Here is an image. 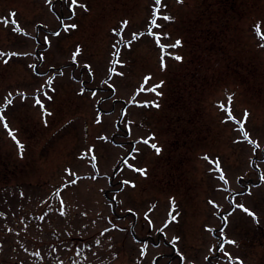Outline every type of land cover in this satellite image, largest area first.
Instances as JSON below:
<instances>
[{
	"label": "rangeland",
	"instance_id": "obj_1",
	"mask_svg": "<svg viewBox=\"0 0 264 264\" xmlns=\"http://www.w3.org/2000/svg\"><path fill=\"white\" fill-rule=\"evenodd\" d=\"M77 2L88 11L77 8L69 19L70 0H53L51 5L45 0H0V20H11L15 12L21 28L17 33L11 24L0 23V51L31 54L14 57L7 65L0 58V106L12 92L15 99L4 116L25 145L21 158L0 123V264H152L154 259L167 264V255L173 257L170 264H179L176 254L185 258L181 264H226L215 249L224 228L220 217L229 212L233 214L225 235L238 247L226 245V251L244 264H264V48L255 34L257 24L264 33V0H162L166 7L160 15H170L174 22L159 20L162 27L153 31L170 36L161 41L164 44L181 40V48L168 51L183 61L166 56L162 70L161 51L147 35L131 49L117 45L124 67L116 64L115 72L123 76L113 74L110 80L114 94L102 83L109 78L113 44L120 39L113 30L127 20L125 42L134 32L146 33L154 0ZM61 21L75 23L76 30L65 33ZM57 31L59 37L53 35ZM77 46L82 55L74 65ZM40 55L43 60L37 59ZM84 63L91 66L92 76ZM29 64L37 65L35 72ZM60 71L64 74L55 76V91L48 92L52 99L41 96L52 113L43 115L33 97ZM146 76L152 77L147 87L163 81L158 89L162 95L141 93L136 103L157 102L158 108L130 103ZM82 87L97 91V97L89 91L79 95ZM17 92L27 99L15 96ZM229 95L237 120H243L245 110L250 113L245 131L259 148L245 141L238 124L224 122L227 115L218 106H228ZM124 109L127 114L122 116ZM97 114L100 124L94 122ZM101 136L106 139H98ZM150 136L155 137L150 143L162 149L159 155L137 143ZM89 148L94 149L97 169L91 167L92 153L79 158ZM133 148L138 154L129 162L146 168V178L121 163ZM204 156L219 159L228 185L216 178L219 173ZM67 169L79 179L66 187L72 179ZM97 170L99 175L91 179ZM125 179L136 187L123 185ZM224 188L227 191L218 190ZM57 191L60 198L53 195ZM61 199L64 216L59 214ZM172 200L179 215L161 233ZM234 203L248 207L259 223ZM150 235L154 243L166 240L171 247H150L141 259L136 240ZM37 251L40 257L34 255Z\"/></svg>",
	"mask_w": 264,
	"mask_h": 264
},
{
	"label": "snow or ice",
	"instance_id": "obj_2",
	"mask_svg": "<svg viewBox=\"0 0 264 264\" xmlns=\"http://www.w3.org/2000/svg\"><path fill=\"white\" fill-rule=\"evenodd\" d=\"M53 2V0H45V3L48 5H51ZM65 3H68V0H65ZM177 3H183V0H177ZM162 7H166L162 4V0H154V7L152 9V14H151V19L148 21V30L146 33H132L131 39L128 40L127 42L124 41L123 36H122V30L128 27L129 22L127 20L123 21L121 24V29L120 30H113V35L114 36H118L120 37V39H118L116 41L115 44H113V57L115 58L114 62H113V67L111 69H109V78L107 80H104L102 83L107 85V87L109 89L112 90V93L114 94L116 89L113 86L112 83H110V80L112 78V75L115 74L117 76H123V72H115V67L116 64H119L120 67H124V65L122 63H120V47H117V45H120L121 47L124 48H128L131 49L132 44L135 43L139 38H141L144 35H147L149 37H152L155 41L156 46L160 49L161 51V56H160V67L162 70H164L166 68V63H165V57H169L177 62H182L183 61V57L176 54L173 55L171 52L168 51L169 48L175 50V49H179L183 46L182 41L177 39L174 43L172 44H164L161 43L162 40H168L170 39V36H168L167 34H159V33H154L153 29H159L162 27V25L160 23H158L159 20H162L164 22H174L173 17H171L170 15H163L161 16V9ZM79 8L82 9L83 11H88V8L86 7L85 4L83 3H78L77 0H70V5H69V11L72 13V16L69 17V19L74 18L75 16V10ZM16 13L15 12H11L10 16L12 17L11 20H9L8 18H4L3 20H0V23H3L5 25V27H7L9 24H11L13 26V31L19 33L21 31V28L17 22V20L15 19L16 17ZM63 27H64V32L67 33L70 30H76L77 25L75 23L72 24H67L64 25L63 21H61ZM255 34L258 37V39L261 41V43L259 44V47L264 48V33H262L261 31V26L259 24H257L255 26ZM25 35H27V33H25ZM53 35L59 37L61 35V33L59 31L53 33ZM44 44L48 45L50 44L49 38L46 35L44 37ZM31 55L30 53H19L16 51H11V52H4V51H0V58H3V63L5 65H7L9 63L10 60H12L14 57L15 58H20L21 56H28ZM82 55V49L77 46L76 49L74 50V52L72 53V59L71 62L72 64H78V57H80ZM38 60H43L44 56L40 55L37 57ZM29 68H31L34 72L36 71L37 65L36 64H29L28 65ZM83 68L85 70L88 71L89 76H92V70H91V66L88 63H84L83 64ZM64 73L63 71H60L58 73L52 74L51 77L46 81V84L48 85V88L45 90L43 88V86L40 89H37V93L38 95L34 96L33 99L35 101V105L39 106L42 110V114L46 115V116H51L52 113L48 112L45 108V105L41 99V96H43L45 99L47 100H51L52 96L48 95V92H54L55 89L52 87L53 81L55 79L56 75H60L62 76ZM152 79V77L150 76H146L144 78V83L141 85L140 88L137 89L136 94L133 95L131 97V101L130 103H136V97L139 96L141 93H145V92H150L155 94L157 97L162 95V92L158 91V89H161L163 87V81H161L160 83H157L155 85H152L151 87H147L149 81ZM81 84H83V81H81ZM85 91H89L90 95L93 98H96L98 95V92L95 90H90V89H85L84 87H82L79 91V95H84ZM15 96L20 97L21 99H27V97L25 96L24 93L21 92H17L15 94ZM111 98V97H110ZM15 99V97L13 96L12 92H9L7 94V96L4 97V104L3 106H0V123H3V127L5 128V130L7 131L9 137L14 141V143L17 145V149L19 154L21 155V158L23 157V153L25 151V145L19 141V139L17 138V134L9 127V124L6 120V117L4 116V112L7 110V108L13 104V100ZM227 101H228V106H225L224 104H220L218 107L220 108L221 111L225 112L227 115V120L224 122H233L234 124H238L239 125V131L243 134L245 141H247L248 144L253 145L254 148H259V144L257 142H254L252 139L249 138V133L247 131H245V124L249 119L250 113L247 112V110H245V112L243 113V120H237L236 117L233 115V111H232V103H233V95H229L227 97ZM97 103H102V101L97 100ZM136 106L138 107H159V104L157 102H152L151 104H149L148 102H144L143 104H139L136 103ZM122 116L127 114V110L124 109L122 110ZM96 124H100L101 121V117L99 114H97V116L95 117V121ZM46 123V121H45ZM133 122L132 121H127V126L129 127V131H130V126ZM98 139L101 140H105L106 137H98ZM155 140V137L150 136L148 138L142 139L140 141H137V143H143L144 145H148L150 148H152L155 153L157 155H159L162 152V149L160 147L157 146V144L155 143H150L151 141ZM236 143H240L241 141L237 140L234 141ZM89 153H92L91 155V160H92V165L91 167L93 169H97V157L94 154V149L93 148H89L87 150L86 153H82L80 155V159H84L86 155H88ZM138 154L137 149L133 148L132 149V153H130L127 157H123L121 158V163L128 169H130L131 171L138 173L141 177H147V172L148 170L146 168H138L135 167L132 163H130V160H135L136 159V155ZM204 160L208 161L210 164H213L214 167L212 169V171H215L217 173H219V175L216 177L219 181H221L225 186L228 185L229 181L226 178L225 172L223 170V168L221 167V162L219 161V159L217 158L216 160H211L208 156H204L202 157ZM120 171H123V168L119 169ZM66 175L70 176L72 179L66 183V187L69 185H75L78 182V177L77 174L75 172H73L71 169H67L66 170ZM99 175V172L97 170V174L90 177L91 179L95 180L97 178V176ZM240 180L243 179V177L239 178ZM260 180L262 183H264V175L260 176ZM121 183L123 185H129L131 188H135L136 184L132 181L129 180H122ZM219 191H227V188L224 189H218ZM250 195V193H247ZM54 196H56L57 198H60L61 193L60 191H57L55 193H53ZM115 199V197H113ZM45 203H47V201H45ZM172 207L168 213V219L166 220V222L163 224V226L159 229V231L161 233H164L165 229H167L169 227V225L171 223L176 222L177 220V216L179 215V212L176 210V206H175V201L172 200L170 201ZM208 203L210 205H212V207L214 209H219V205L216 204L213 200H209ZM153 208L155 207V205L152 206ZM234 207L237 209H240L242 212L246 213L249 217L252 218L253 221H255L256 223H259V219L257 217V215L251 211L248 207H246L243 204L240 203H234ZM64 202L61 199L60 202V215L64 216L65 212H64ZM129 212H132V209H128ZM175 213V214H173ZM232 212H229L227 215L221 216L220 219L223 221L224 224V228H221L220 232H219V237H220V242H219V247L215 250L219 251L220 253L223 254V256L226 258V264H244L243 260H241L239 257H233L231 255V253H229L228 251H226L225 246H235L238 247V244L236 241L229 239L226 237L225 235V228L228 225L229 222V217L232 215ZM41 219H43V217H41ZM145 219H148V216H145ZM149 223V227L153 226V222L151 220L148 221ZM109 229H105V231H108ZM209 231H212V229H208ZM9 232L12 231V229H8ZM17 235H19V233H17ZM103 235V233H102ZM172 246L176 247L177 243H178V238H173L172 241ZM147 245H145L144 247H142L140 249V257L141 259L143 257L146 256V250H147ZM212 249H210L211 251ZM25 251H27V249H25ZM34 255L36 257H40V252H35ZM115 258V257H114ZM181 259H185L183 256H181ZM207 259V258H206ZM152 264H156V259L153 260Z\"/></svg>",
	"mask_w": 264,
	"mask_h": 264
},
{
	"label": "flooded vegetation",
	"instance_id": "obj_3",
	"mask_svg": "<svg viewBox=\"0 0 264 264\" xmlns=\"http://www.w3.org/2000/svg\"><path fill=\"white\" fill-rule=\"evenodd\" d=\"M118 145H122V143L120 144V143H117ZM132 145H133V147L135 146V144H133V143H131ZM214 235H216V234H214ZM137 241V245H138V248H139V250L142 248V247H144L145 245H147L148 247H147V250H146V254H147V252L149 251V248L150 247H156V246H162V245H164V246H166V247H171V245L169 244V243H167L166 242V240L165 241H163V243L162 242H160V241H158V243H154L155 241H154V239H153V237L150 235V236H147V238H145V239H137L136 240ZM173 251H175V250H173ZM176 256V259H178L179 260V264H181L182 262H183V260L181 259V257H179V256H177V254L175 255ZM174 256V257H175ZM165 259H168V263L167 264H170V263H172L173 262V257L170 255H167V256H165L164 257ZM156 264H157V259H156Z\"/></svg>",
	"mask_w": 264,
	"mask_h": 264
}]
</instances>
